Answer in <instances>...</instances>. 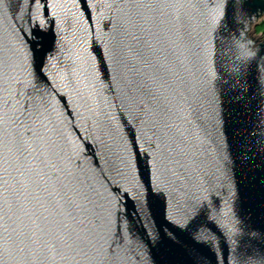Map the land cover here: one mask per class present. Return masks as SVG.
<instances>
[{
    "label": "water",
    "instance_id": "water-1",
    "mask_svg": "<svg viewBox=\"0 0 264 264\" xmlns=\"http://www.w3.org/2000/svg\"><path fill=\"white\" fill-rule=\"evenodd\" d=\"M264 0H0V264H264Z\"/></svg>",
    "mask_w": 264,
    "mask_h": 264
},
{
    "label": "rangeland",
    "instance_id": "rangeland-1",
    "mask_svg": "<svg viewBox=\"0 0 264 264\" xmlns=\"http://www.w3.org/2000/svg\"><path fill=\"white\" fill-rule=\"evenodd\" d=\"M264 19L258 21L255 25H252L247 33L248 38H250L253 41L261 42L264 40Z\"/></svg>",
    "mask_w": 264,
    "mask_h": 264
},
{
    "label": "trees",
    "instance_id": "trees-1",
    "mask_svg": "<svg viewBox=\"0 0 264 264\" xmlns=\"http://www.w3.org/2000/svg\"><path fill=\"white\" fill-rule=\"evenodd\" d=\"M262 27H264V25Z\"/></svg>",
    "mask_w": 264,
    "mask_h": 264
}]
</instances>
